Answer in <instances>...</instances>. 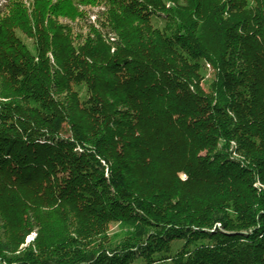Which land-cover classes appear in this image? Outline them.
Returning <instances> with one entry per match:
<instances>
[{
    "label": "trees",
    "instance_id": "16d2710c",
    "mask_svg": "<svg viewBox=\"0 0 264 264\" xmlns=\"http://www.w3.org/2000/svg\"><path fill=\"white\" fill-rule=\"evenodd\" d=\"M0 264H264V0H3Z\"/></svg>",
    "mask_w": 264,
    "mask_h": 264
},
{
    "label": "rangeland",
    "instance_id": "374dc122",
    "mask_svg": "<svg viewBox=\"0 0 264 264\" xmlns=\"http://www.w3.org/2000/svg\"><path fill=\"white\" fill-rule=\"evenodd\" d=\"M2 2H3V0H0V4H1ZM62 135H63V136H68V135H69L68 130L65 129V130L63 131ZM109 230H110V232H115V231L118 230V227H117V225H115V224H110V225H109ZM33 238H34V235H31L30 237L27 238V242H28V241H31Z\"/></svg>",
    "mask_w": 264,
    "mask_h": 264
}]
</instances>
